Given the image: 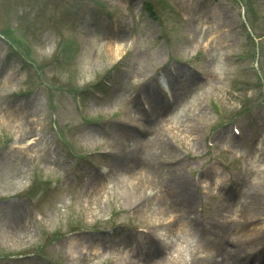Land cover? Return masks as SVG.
<instances>
[{
	"label": "rangeland",
	"instance_id": "rangeland-1",
	"mask_svg": "<svg viewBox=\"0 0 264 264\" xmlns=\"http://www.w3.org/2000/svg\"><path fill=\"white\" fill-rule=\"evenodd\" d=\"M144 1L0 0V31L10 33L0 35V264H159L171 256L211 264L220 253L233 264H264V0H173L188 24L159 0L151 19ZM157 81L171 87L173 105L161 96L154 104ZM97 83L103 99L85 93L83 117L73 96ZM153 126L162 130L150 148ZM212 128L247 163L239 191L238 165L205 145ZM134 131L126 145L136 168L117 181L103 151L124 148L120 135ZM37 162L44 167L35 176ZM46 180L56 188L31 207L26 193ZM147 187L157 195L142 203ZM252 234L259 239L238 244ZM180 245L188 246L183 258Z\"/></svg>",
	"mask_w": 264,
	"mask_h": 264
},
{
	"label": "bare ground",
	"instance_id": "bare-ground-1",
	"mask_svg": "<svg viewBox=\"0 0 264 264\" xmlns=\"http://www.w3.org/2000/svg\"><path fill=\"white\" fill-rule=\"evenodd\" d=\"M112 52H113V49L111 50L110 53H112ZM158 96L159 95L156 94L152 89L150 90V97H151L152 101H154V104L157 103V97ZM133 106L137 107V105H135L134 103H133ZM153 127H154V132L156 133V137L150 143V148H152L154 146V144L158 143L157 142V138H160L159 137L160 136L159 133L162 130V128H160V127H159V129H157L156 126H153ZM158 130L160 132H158ZM135 138H138V134L135 131L134 132H129L127 134L120 135L119 139L124 141L125 145H124V148H121V147L120 148H115V154L114 155H116V157H113V158H114V170H116V173H118L117 181L121 180V179H124V178L129 180V178L133 176L132 173L135 170L136 166L131 161V158H130L131 154H129L130 151L127 149L126 143L129 144ZM153 157H154V155L151 156V158H147V160H144L142 162L141 168H142V170L145 173H149V168H151L153 163H154V158ZM218 181H219V178H216L215 182H218ZM136 189L137 188H134V190H136ZM132 190H133V187H132ZM184 190H185V188L183 186H181L180 191L184 192ZM136 194H137V192L135 193V195ZM167 197H168V195H167ZM191 236H192V234L188 235L189 238H192ZM249 237H251V236L249 235ZM257 239H259L258 236L255 235V234H252L251 238H248V239L247 238H244V239L240 238L237 242H238V244H247V243L253 242V241L257 240ZM184 242H186V241H184ZM187 249H188L187 245H185V246L184 245H180V246L177 247V252H178V254L181 253L182 254V258H183V254H185L187 252ZM251 251L254 252L255 249H251ZM256 254H258L261 257V260L263 259V250L262 249H258ZM219 256H220L219 259L216 258L211 264H233L226 258V254L223 255L222 253H220ZM179 260H177L175 256H171V257L162 259L161 260L162 263L160 262L159 264H176V263H178L177 261H179Z\"/></svg>",
	"mask_w": 264,
	"mask_h": 264
},
{
	"label": "trees",
	"instance_id": "trees-1",
	"mask_svg": "<svg viewBox=\"0 0 264 264\" xmlns=\"http://www.w3.org/2000/svg\"><path fill=\"white\" fill-rule=\"evenodd\" d=\"M145 10L148 12V14L152 17V18H154L155 19V16H154V5H153V3H151L150 1H147L146 3H145Z\"/></svg>",
	"mask_w": 264,
	"mask_h": 264
}]
</instances>
